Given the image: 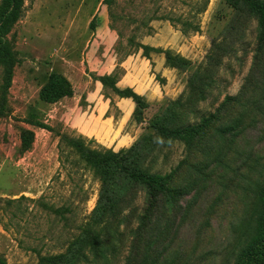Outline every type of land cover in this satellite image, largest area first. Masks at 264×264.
I'll return each mask as SVG.
<instances>
[{
  "label": "rangeland",
  "instance_id": "rangeland-1",
  "mask_svg": "<svg viewBox=\"0 0 264 264\" xmlns=\"http://www.w3.org/2000/svg\"><path fill=\"white\" fill-rule=\"evenodd\" d=\"M4 6L0 0V12ZM233 13L225 0H23L4 36L15 59L5 92L0 67V264H48L68 252L81 253L78 264L232 262L264 178V47L254 15L243 10L232 21ZM52 73L73 95L48 105L38 93ZM107 74L118 87L134 84L146 104L140 120H127L133 135L120 148L82 138L74 124L94 102L118 101L97 81ZM228 98L240 136L214 135L204 153L153 128L197 125ZM120 105L107 114L118 120ZM31 116L47 128L30 125ZM23 130L32 134L27 145ZM144 138H151L147 168L175 170L188 189L165 239L151 247L148 228L140 230L143 192L137 211L94 219L100 181L69 141L118 153ZM87 234L99 238L79 249Z\"/></svg>",
  "mask_w": 264,
  "mask_h": 264
},
{
  "label": "trees",
  "instance_id": "trees-1",
  "mask_svg": "<svg viewBox=\"0 0 264 264\" xmlns=\"http://www.w3.org/2000/svg\"><path fill=\"white\" fill-rule=\"evenodd\" d=\"M225 1L228 8L234 11L232 21L236 18L237 13L243 10H247L254 15L258 22L259 43L264 47V0ZM22 5L23 0H5V6L0 12V67H2L4 81L2 84L3 92L6 91L11 82L12 67L15 63L14 54L7 47L4 36L9 27L19 18ZM168 57L171 63L170 56L167 55V60ZM180 61L178 58L173 59V66L180 65ZM97 80L104 89H109L116 96L131 99L134 103L132 119L136 122L140 120L139 116L146 105L142 96L129 87H118L116 78L113 75L99 76ZM72 95L73 88L70 82L63 75L52 73L40 89L38 99L41 103L51 105ZM231 100L228 98L216 110L215 114L203 118L197 125L166 130L164 126H161V122L159 125L153 122V128L161 136L183 140L189 149L193 151L196 149L198 153H204L209 147L208 142L210 139H214V135L224 139L228 135L234 138L240 136L238 133V128L241 125L240 121L231 117L229 109L225 110L227 102H231ZM226 118H231V124L218 126L219 124L216 121ZM27 122L38 128H47L43 123L34 119L33 116ZM31 137L32 134L29 131L23 130L21 137L23 145H27ZM150 140L151 138H144L129 150L119 151L118 153L110 150L104 152L90 150L80 141L69 140L99 178L100 191L94 209L96 211L94 219L98 223L103 222L108 217H114L119 213L118 211H137L133 207V201L138 192H143L145 204L142 211L145 212L143 218H140V230L143 231L148 228L144 231L148 238V240L145 239L148 247L165 239L166 236L161 235L176 218L175 212L171 211H181L179 203L181 198L188 192V189L185 190V187L180 185L182 181L175 174V170L161 173L147 168ZM254 195L250 212L236 241V250L232 253V262L230 261L228 264H264V178ZM90 235L87 234L84 239L80 240L79 249L96 243L99 236L97 238L93 234L91 237ZM80 257L82 255L79 252H68L53 257V260L48 264H78Z\"/></svg>",
  "mask_w": 264,
  "mask_h": 264
},
{
  "label": "crops",
  "instance_id": "crops-1",
  "mask_svg": "<svg viewBox=\"0 0 264 264\" xmlns=\"http://www.w3.org/2000/svg\"><path fill=\"white\" fill-rule=\"evenodd\" d=\"M119 83H121V81ZM119 83L117 84L118 86ZM99 85L101 86V88H103L100 82ZM123 86L131 88L135 93H137L140 96L144 95V93H141V91L139 92V90L136 88L134 84L123 83ZM116 98H118V101H116V103H113L114 99L111 100L109 98H106L109 99V102H104V101L94 102L95 106L93 108L92 114L84 115L82 117L78 116L77 118H75L74 122L76 123L74 124H77L75 126H77V131L79 135L82 136V138L85 139L89 138V140L91 139L100 140L97 138H101L102 140V138L104 139L106 138L108 140H111L110 147L111 145L112 146L114 145L117 146L118 148L124 146L125 143H128V137L131 138L133 133L131 132V130L129 132L128 130H126V122L127 120L132 119V113L134 111V103L132 102L131 99L128 98H120L118 96H116ZM64 99L66 98H63L62 100ZM120 104L124 105L125 111H121L122 115L118 120H115L114 117L109 116L107 112L112 105H115V107L118 106L116 108L121 110ZM75 126L74 128H76ZM103 142L101 141V144H104Z\"/></svg>",
  "mask_w": 264,
  "mask_h": 264
}]
</instances>
